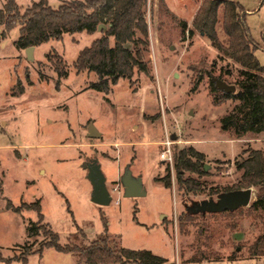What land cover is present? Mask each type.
<instances>
[{
  "label": "rangeland",
  "instance_id": "rangeland-1",
  "mask_svg": "<svg viewBox=\"0 0 264 264\" xmlns=\"http://www.w3.org/2000/svg\"><path fill=\"white\" fill-rule=\"evenodd\" d=\"M5 1L0 0V8ZM16 1L24 12L39 0ZM69 1L75 0H47L54 9ZM203 1L150 0V45L143 55L148 72L136 69L107 93L91 87L98 80L95 72L74 67L106 23L91 34H65L35 46L30 58L15 43L19 28L6 32L0 42V264L78 263V255L45 246L48 236L42 229L31 236L33 225L52 229L61 244L85 246L108 234L120 246L150 249L173 264H264V257L213 259L226 258L263 233L264 215L250 212V205L241 211L188 215L196 202L217 199L219 194H209L212 188L237 184L243 171L236 160L264 140L236 138L220 126L234 102L215 104L211 75L221 77L220 67L230 59L213 66L221 51L194 24ZM237 1L255 58L264 66V0ZM222 19L220 10L217 31L226 43ZM59 60L68 64L66 78L58 76ZM90 124L100 137L88 136ZM166 141L172 142L173 153L186 146L204 152L207 173H185L203 182L204 189H180L175 161L161 157ZM95 158L113 196L108 206L92 201L93 186L82 166ZM127 167L143 179L145 196H124L121 177ZM252 188L253 201L258 193ZM34 202L43 219L27 207ZM194 258L201 260L188 262Z\"/></svg>",
  "mask_w": 264,
  "mask_h": 264
},
{
  "label": "trees",
  "instance_id": "trees-1",
  "mask_svg": "<svg viewBox=\"0 0 264 264\" xmlns=\"http://www.w3.org/2000/svg\"><path fill=\"white\" fill-rule=\"evenodd\" d=\"M149 1L75 0L64 2L54 9L47 0H39L22 12L16 0H6L0 8V42L6 32L16 27L19 28V36L15 41L17 47L28 48L51 40H61L65 34L84 31L91 34L99 30L101 24L106 23L107 27L102 36L80 52L74 67L79 72H95L98 80L92 82L91 87L107 93L111 85L118 83L121 78H132L136 69L148 72V63L144 61L143 55L150 45L146 11ZM199 10L194 24L202 28L221 51L213 66L216 67L219 60L224 62L230 59L226 65H221L220 76L223 80L235 84L237 88L235 93H222L216 92L213 87L217 93L215 104H222L228 99L234 102L220 120L222 130L229 131L241 139L264 136V66L255 58L256 47L245 25L242 5L237 0H204ZM220 10H223L221 25L227 36L226 43L220 40L217 31ZM55 68L59 78L68 76L69 68L65 61H57ZM225 76H232L234 80L225 79ZM261 141V147L248 148V155L243 160H236L237 168L243 171L240 181L229 189L218 191L212 188L209 193L212 195L254 187L258 195L247 209L257 216L264 215V140ZM176 149L173 160L180 189L184 188L186 193L204 189L203 182L185 177L186 172H196L200 175L207 173L204 152L195 146ZM171 184L172 179L168 176L166 185ZM27 207L37 209L39 218L43 219L38 202ZM212 213L199 212L202 215ZM196 214L190 211L188 215ZM41 229L48 236L45 246L53 247L59 252L78 255L77 264H173L150 249L120 246L108 234L99 236L89 245L79 246L61 244L58 235L45 225H33L28 230L33 236ZM244 250L246 254L243 253ZM257 257H264V231L249 245L239 244L226 258L215 256L213 259L237 260ZM200 260L194 258L188 262L197 263ZM22 261L26 262V258Z\"/></svg>",
  "mask_w": 264,
  "mask_h": 264
},
{
  "label": "water",
  "instance_id": "water-1",
  "mask_svg": "<svg viewBox=\"0 0 264 264\" xmlns=\"http://www.w3.org/2000/svg\"><path fill=\"white\" fill-rule=\"evenodd\" d=\"M35 46L26 48L28 57H32V50ZM215 88L222 93H235L237 88L235 84H231L223 80L219 76L211 75ZM88 136L95 138L100 137L101 133L96 129L95 125L90 124ZM83 168L87 169V178L90 180L93 190L91 199L99 205L108 206L111 204L113 196H111L107 187V180L102 169V164L98 159H92L83 163ZM124 186V196L140 197L145 196L146 189L144 188L143 179L140 176H134L131 168L127 167L122 177ZM253 188L229 190L219 193L217 199L214 197L196 202L189 208L193 213L208 212L219 213L224 211H235L238 208L249 206L253 199Z\"/></svg>",
  "mask_w": 264,
  "mask_h": 264
},
{
  "label": "built area",
  "instance_id": "built-area-1",
  "mask_svg": "<svg viewBox=\"0 0 264 264\" xmlns=\"http://www.w3.org/2000/svg\"><path fill=\"white\" fill-rule=\"evenodd\" d=\"M167 148H165L162 153L161 157L164 160L173 162V149H172V142L166 141Z\"/></svg>",
  "mask_w": 264,
  "mask_h": 264
}]
</instances>
